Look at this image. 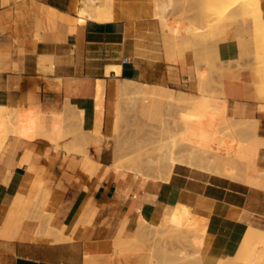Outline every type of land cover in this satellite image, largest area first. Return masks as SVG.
<instances>
[{
    "label": "crops",
    "instance_id": "crops-1",
    "mask_svg": "<svg viewBox=\"0 0 264 264\" xmlns=\"http://www.w3.org/2000/svg\"><path fill=\"white\" fill-rule=\"evenodd\" d=\"M77 3L0 0V106L42 112L48 134L54 115L61 113L66 128L62 147H54L45 133H12L0 151V264H152L147 243L139 250L109 252L88 246L131 238L141 213L163 222L179 201L202 214L217 200L243 208L237 227L211 251L212 257L234 253L249 220L264 228V189L186 165H177L168 181L145 180L130 171L125 177L111 165L110 135L119 81L198 94L199 61L218 52L222 71L205 64L200 71L218 79L228 115L256 120L264 138V93L258 89L263 78L256 71L252 22L224 21L216 33L196 41L183 31L167 32L154 15L99 22L77 14ZM261 7L264 21V0ZM170 22L182 30L190 23ZM80 127L93 137L82 148L86 153L74 145ZM259 164L264 167V146ZM206 222L222 221L207 217ZM116 254L122 257L107 261Z\"/></svg>",
    "mask_w": 264,
    "mask_h": 264
},
{
    "label": "bare ground",
    "instance_id": "bare-ground-1",
    "mask_svg": "<svg viewBox=\"0 0 264 264\" xmlns=\"http://www.w3.org/2000/svg\"><path fill=\"white\" fill-rule=\"evenodd\" d=\"M259 1L260 0H217L216 14L219 19L216 24L218 25L220 21L225 18L237 19L238 17H243L244 19H247V17L251 15L255 16L256 23L259 24L261 22V19H263L262 12H260L262 10V7L259 6L261 4V1L260 2ZM258 2L260 3L259 5ZM175 4H176V0H138L135 3L131 2V0H81V1L78 0L77 14L86 18H91L99 22H106L117 19H130V18L142 17L143 14L141 13V10L143 9V7L150 6V8L155 9L157 11L156 15L161 20L167 32L169 31L174 33H180L181 31H183L185 33H188L192 31L193 30L192 26H188L186 29L184 28L183 30L177 26L174 27L171 26L170 24L171 22H169L167 15V10L173 8ZM256 7L257 9H259V12L255 10ZM257 27L258 28L262 27L261 23ZM256 33L258 35L259 31H256ZM258 46L259 47L261 46L258 49H263L262 44L261 45L258 44ZM257 53H258V57L260 58L262 56L264 57V49L263 51L260 50V52ZM262 66H264V64H262ZM262 69H263L262 71L263 81L258 84V89L261 93H264V67ZM203 76L205 77V75ZM202 79H203L201 80L202 84L200 83L199 87L204 86L203 84L207 81V77ZM117 93L120 96L121 99L120 101L123 105L120 108L116 105L117 107L115 111V116L112 119V125H111V135H110L111 138L114 139L116 138L117 140L120 137L122 138L121 135L123 133L124 115L127 112L135 111L136 115L138 116L142 115L145 117H150L154 121L153 123L158 125L159 128H166L169 125V121H167L166 117H164L162 111L163 106L167 108L177 107L182 110L184 109L185 113H183L184 114L183 117L180 118L181 120H179L177 123L178 126H182V127H189L191 118L198 111L202 113H208L211 116L212 128L218 132L221 133L236 132L239 133L240 135H243L244 137L248 136L249 134L250 136L251 134L253 135L251 139L243 138V141L241 143V147L244 150H246L248 154L240 155L238 153L239 155L236 154L234 155L236 159L230 157L229 160L235 159V161L241 163L248 161L250 167H252L250 171V176L252 177V179L256 181H259L264 176L258 172V168L256 166L257 162L259 161V154L261 147L264 146V138L260 137L257 132V126H258L257 121L250 119H236L234 118L235 116L230 117L226 112V106H227L226 100L223 101L226 103L225 105H223V103L221 104L220 100L209 102L208 104H206L204 101H202L203 99L202 97H198L194 93L192 94L185 90L174 89L163 85L150 84V83L142 82V80L139 81L136 79H123L119 81L117 84ZM260 97H262V99L264 98V96H260ZM35 112L34 111L28 112V110L26 111L25 109H20L13 118L14 120H9L6 123L8 130L5 134L1 135V140H0L1 149L3 148L8 137L12 133L25 135V137L26 135H28L27 137L33 135L43 136V134L45 133L44 137L48 138L54 145H56L54 147H58L61 145V141L64 138L65 129H66L63 124L64 115H62L63 117L61 116V113L58 115L56 113L54 115L55 119L51 127V132L48 134L45 131L46 128L44 127L46 124L43 125V122L40 118L42 112L39 114L37 113V111ZM80 114L84 115L83 110H80ZM173 130L174 129H172L171 131ZM88 135H90V133ZM88 135H86L85 137L86 139L87 138L90 139L92 137V136L87 137ZM99 138L102 139L101 137ZM89 139L87 140L90 143L91 139L90 140ZM87 140L85 141L83 137L79 139V142L77 143H75L74 141L73 142L75 143L74 145L79 146L78 147L79 149L82 148L87 149L86 148L87 146L85 144ZM89 143L87 144L89 145ZM63 146H67V145L63 144ZM176 146L177 143L175 142L173 147H169L167 150L161 151V153H159V155L156 158L149 161L142 157L130 156L129 154L118 152L114 155L113 163L111 165L115 169L116 173H121L125 177H126L125 174L130 171L133 172L135 176L143 177L145 180L150 179V176L145 173L144 167L149 166L151 164L155 167V169L159 170L162 173V176L164 177L165 180H169L171 178L172 176L171 172L173 171V169H175L177 165H188L189 167H200L202 169L208 168L206 166V162H208L207 158L203 157L202 155H198L195 150H191L188 153L189 156L186 154V158L184 157L182 158L181 156H185V155H181V154L177 155L178 152L176 151ZM60 147H62V145ZM71 148H73L72 151L75 152L74 150L75 146L73 147V143ZM83 149L82 151L80 150V152L86 153V151L85 150L83 151ZM187 158L189 159L188 161ZM195 160L199 163L195 162ZM221 165L222 164H220L213 170L211 168L208 169L214 171L215 173L226 174V170H228L227 167L228 165H222V166ZM230 169L232 171L236 170L234 166H231ZM41 199H43V197ZM44 208L45 206L43 207V209ZM204 212L202 214V212L192 209L187 204L183 202H179L166 214L163 222H160L159 218L156 216L149 217L146 214L141 213L139 217L140 218L139 231L137 234H135V236L131 237V239L128 237H119V238L115 237V239L111 241L102 242V245H100L101 242L91 243L88 246L89 250L88 249L87 250L108 251V252L112 250H139L140 248H143L145 245L146 237H148L145 234L148 233L152 234L154 232L158 234L157 233L158 231L165 233V236L166 234H168L167 236L170 237H172V235L178 236L180 234H183L182 237L184 236L185 238H187V236L191 233L197 234L199 235V238L202 237L201 244L203 250L207 251L208 254H210L209 252H211L214 249V247L217 244H219L225 238V236H227V234L229 236L230 232L237 227L236 222L240 219L239 217L240 212L235 208L228 207L223 201H219V200L215 201L213 205L209 206V210L205 212L207 213L205 215V218L207 219L208 217L209 219H213L216 221L220 220L222 222H207L208 224L206 223L204 224L203 222L204 219L202 218L204 216ZM48 216L52 217L50 215ZM20 224H22V222ZM147 228H149V230ZM65 229L66 228L62 230ZM121 230H120L121 233L124 232L123 228ZM14 233L12 232V234ZM16 233H18V230ZM62 233H64V231H62ZM232 234L234 235L235 233L233 232ZM118 236H120V234ZM162 236L160 238L158 237V239H162ZM166 238L167 237H164L163 241H165ZM169 238H167L166 242H169L168 240ZM166 242H164V245ZM97 244H99L100 246H97ZM161 247H163V245ZM166 250L167 249L165 248V251ZM162 251H163L162 248L160 249L159 247L155 250L154 260L152 264H154L155 263L154 261L155 260L157 261L159 257L163 256ZM208 256H206L204 260L201 259V262L203 261L208 262L207 259ZM178 257L181 258V255H178ZM182 257H185V262H184L185 264L187 255L184 254V256ZM230 259L232 261V258ZM187 260H188L187 264H195V262H197V264L198 263L202 264L199 261L200 258L198 260V257L196 256L192 258H188ZM232 262L233 264H243L237 258L234 259V257ZM245 264H249V263H245Z\"/></svg>",
    "mask_w": 264,
    "mask_h": 264
},
{
    "label": "rangeland",
    "instance_id": "rangeland-1",
    "mask_svg": "<svg viewBox=\"0 0 264 264\" xmlns=\"http://www.w3.org/2000/svg\"><path fill=\"white\" fill-rule=\"evenodd\" d=\"M136 1L138 0H131V2L133 3H135ZM216 1L217 0H176L175 6L167 10V15L169 13L168 15L169 22L170 20H174V21L179 20L181 22L189 21L190 23H188V25H186L184 28L186 29L188 26H192L193 30L188 32L187 34H192L196 39V41L198 40V38H203V37L209 38V36L212 33H216V29L218 25L224 22L223 20L227 21L230 19H236V18H230V19L225 18L222 19L220 23L217 25L216 23L219 18L216 14V6H217ZM259 2L258 5L260 4ZM259 6H261V4ZM255 10L259 12V9H257V7ZM260 12H262V10ZM141 13L143 14L142 16L154 15L158 18V16L156 15L157 11L155 9L150 8V6L143 7ZM243 19H244L243 17H238L236 20L240 21ZM246 20H247L246 23L252 22L251 35H252V40L256 47V51L254 54L257 63L256 71H259L262 75V71H263L262 68L264 67L262 66V64H264V57L263 56H262L263 58L258 57L257 52H260V50L263 51L264 49V21L263 19H261L260 23L262 27L258 28L257 26H259L260 23L259 24L256 23L255 16L251 15L247 17ZM256 31H259L258 35H257L258 32L256 33ZM174 34H178V33H174ZM258 44L260 45L262 44L263 49H258L261 47V46L259 47ZM197 47L198 46L195 45V48ZM218 63L223 64L217 52L216 55H213L208 59L200 60L197 66L199 85L201 83V80H203L202 78H206V77H207V81L206 80L205 81L207 83L203 81L205 82L203 84L204 86L203 87L198 86L199 87L198 94L195 95H197L198 97H202L203 98L202 101H204L206 104L218 100H220L221 104L222 103L223 105L226 104L225 102H223L225 99L220 96V91H219L220 83L218 79L208 77L206 75L204 77L202 72L200 71V65L205 64L207 68L215 70V73L218 74V72L222 71L221 70L222 68L218 65ZM120 100H121L120 96L117 94V106L119 108L123 105ZM19 110L20 109L17 108L0 107V140H1V135L5 134L8 130L6 123L9 120H14L13 118L15 117L16 113ZM162 111L164 117H166L167 121H169V125L166 128H159L158 125L153 123L154 121L150 117H145L142 115L138 116L136 115L135 111L125 113L124 121H123V133L121 135L122 138L120 137L122 140L120 138L119 139L121 141L119 139L117 140L116 138L115 139L111 138V143L114 152L113 154L115 155L116 153L121 152V153L129 154L130 156L142 157L149 161L156 158L159 155V153H161V151L167 150L169 147H173L174 143L176 142L177 143L176 151L178 152L177 155L179 154L185 155V156L180 155L182 158L183 157L186 158V154L189 156L188 153L191 150H195L198 155H202L203 157L207 158L208 162H206V166L208 168H211L212 170L217 166H219L220 164L228 165L227 166L228 170H226V174H219V173L216 174L228 177L230 179L242 181L251 186L264 189V176L259 181L252 179V177L250 176V171L252 167H250L249 162L245 161L241 163L235 161L236 159V157L234 156L235 154L236 155L248 154V152L241 147V143L243 141V138L251 139L253 136L252 134L251 136L249 134L248 136L244 137L243 135H240L239 133L236 132H227V133L218 132L212 128L211 125L212 120L210 114L202 113L199 111L195 113V115L191 118L189 127L178 126L177 124L178 121L181 120L180 118H182L184 115L183 113H185L184 109L182 110L177 107L167 108L163 106ZM227 111H228V105L226 106V112ZM82 120H83V115H81L80 117L81 123ZM80 128H81L80 136H82L80 138L84 137V140L86 141L88 138L86 139L85 137L90 132L88 133V131H84L82 127ZM172 129L174 130L171 131ZM77 133H78L77 129L74 128L72 134L77 135ZM87 143H89L88 140L87 142H85L86 146H88ZM0 151H1V141H0ZM230 157L235 158L233 159L234 161L229 160ZM188 158L187 161L189 160ZM259 161H260V154H259ZM259 161L257 162L256 165L258 168V172L264 175V167H262L259 164ZM195 162L197 161L195 160ZM231 166H234L236 170L232 171L230 169ZM192 168H198L204 171L215 173L214 171L208 168L206 169H202L200 167H192ZM144 171L146 174L150 176V179L165 180L164 177L162 176V173L159 170L155 169V167L152 164L144 167ZM172 172L174 173V169ZM172 172L171 175H173ZM179 202H183L192 209L196 210L190 202L187 201H179ZM224 203L228 207L235 208L236 210H238L240 212L239 217L241 218L243 208L232 205L227 202ZM202 218L204 219L203 220L204 224L205 223L208 224L205 221L206 220L205 215ZM262 228L263 227H261L260 225L249 220L248 228L244 232L241 242L238 248L236 249V251L234 253H229L227 255H215L214 257H212L211 252H209L210 254H208L207 251L203 250L201 244L202 237L199 238V235L194 233L189 234L190 236L188 235L187 238H185L184 236L182 237L183 234L180 235L177 234L178 236L172 235V237H170L167 236L168 234H166L165 236V233L163 232L157 231L159 236L155 232L154 233L151 232L152 234L150 233L145 234L146 236H148L146 237L145 243L148 244L150 250L152 251L153 260H154L155 250L158 247L160 249L162 248L163 256L159 257L157 261L156 260L154 261L156 264H184L185 257H182L184 256V254L187 255L185 264H187L188 258H192L196 256L198 257V260L200 258L199 261L201 262V259L204 260L208 255H209L207 258L208 262L203 261L201 262L202 264H233L232 262L233 257L234 259L237 258L243 264L245 263L264 264V230H263L264 228L263 229ZM147 229L149 230V228ZM162 234L164 237L167 238L170 237L168 239L169 242H166L167 238L165 239V241H163L164 237L162 236ZM161 236L162 239H158V237L160 238ZM156 240H158L159 242ZM164 242H166L165 243L166 246L164 245ZM162 245L163 247H161ZM164 247L167 249L166 251ZM178 255H181V258H179ZM119 257L122 256H119L118 254L112 255L108 258L107 261H116ZM230 258H232V261ZM135 264H147V263L138 262ZM195 264H197V262H195Z\"/></svg>",
    "mask_w": 264,
    "mask_h": 264
},
{
    "label": "built area",
    "instance_id": "built-area-1",
    "mask_svg": "<svg viewBox=\"0 0 264 264\" xmlns=\"http://www.w3.org/2000/svg\"><path fill=\"white\" fill-rule=\"evenodd\" d=\"M124 62H129V59L127 57H125Z\"/></svg>",
    "mask_w": 264,
    "mask_h": 264
}]
</instances>
